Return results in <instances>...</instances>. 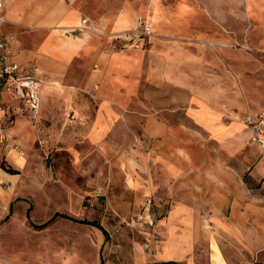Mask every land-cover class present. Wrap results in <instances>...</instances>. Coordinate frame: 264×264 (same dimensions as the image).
<instances>
[{
    "label": "rangeland",
    "instance_id": "rangeland-1",
    "mask_svg": "<svg viewBox=\"0 0 264 264\" xmlns=\"http://www.w3.org/2000/svg\"><path fill=\"white\" fill-rule=\"evenodd\" d=\"M118 1L106 3L113 7ZM119 2L130 4L137 20L148 19L153 31L142 36L138 24L114 34L113 47L153 50L158 66L165 57L163 67H172L162 102L168 108L153 113L152 120L183 124L184 143L177 145L175 134L166 144L148 139L149 113L139 111L126 116L136 123L129 143L123 127L114 130L110 143H97L89 138L93 97L76 98L82 112H55L45 105L33 117L17 98L1 100L0 94L7 112L0 124L8 132L0 142V165L14 172L0 167V264H216L217 252L226 264H264V201L235 217L226 210L227 228L204 224L193 237L170 222V204L154 202L164 193L142 190L151 180L146 171L151 153L237 151L259 163L260 149L242 119L264 110V0H154L157 11H149L152 0ZM92 11L97 15L95 7ZM172 77H178V86ZM156 93L159 99L161 89ZM178 104H184L182 114L172 110ZM193 109L216 112L210 116L217 120L214 134L193 121ZM257 173L256 182L249 170L245 178L264 194V164ZM56 212L69 218L34 226Z\"/></svg>",
    "mask_w": 264,
    "mask_h": 264
},
{
    "label": "crops",
    "instance_id": "crops-1",
    "mask_svg": "<svg viewBox=\"0 0 264 264\" xmlns=\"http://www.w3.org/2000/svg\"><path fill=\"white\" fill-rule=\"evenodd\" d=\"M106 1L111 0H5L2 12L6 21L0 26V36H15L10 57L23 65L26 72L34 67L41 70L39 115L45 105L55 112H82L76 98L89 96L94 98L96 108L89 134L92 141L110 143V138L116 136L114 130L123 127L128 129L125 142L129 143V137L135 138L136 123H131L126 116L139 111L149 113L144 122V135L148 139L160 138L156 141L166 144L172 142L168 138L175 134L174 142L183 144V124L168 122L165 125L152 120L153 113L168 108L162 102L168 85L165 81L170 79L168 74L172 73V67H163V55L159 57L161 65L158 66L153 50L145 51L138 46L114 48V34L133 30L139 19L131 11L130 4L121 7L119 0L114 2L116 6L110 7ZM152 2L149 11H157L154 0ZM93 7L97 9V15L93 13ZM84 18L86 22H83ZM164 42L159 41V44ZM172 80L171 84L178 86V77H172ZM156 89H161L159 99ZM0 94L4 95L1 100L15 98L3 91L1 85ZM183 108L184 104H178L172 110H180L182 114ZM25 109L30 113L26 105ZM6 114L2 109L0 119ZM215 115L213 110L204 112L201 109H193L191 114L193 121L208 134H214L218 129L213 126L217 120L210 121L214 118L210 116ZM244 127L250 139V131ZM0 130L4 131L7 139V128L0 124ZM260 155L261 159L256 163L250 155L237 151L151 153L146 157L151 161V168H146L151 180L145 181L142 190L145 193H164L161 194L162 199L154 197V202L170 204V222L180 226L186 236L193 233L194 237L196 229L204 224L221 229L226 226V210L230 209V216L235 217L242 208L264 201V194L254 188V184L250 187L245 178L249 170L250 181L258 179L257 172L264 164L262 153ZM153 163L159 168L154 169ZM158 170L162 176L159 185L154 182ZM134 189H139L137 184H134ZM149 203L151 205V200ZM232 230L239 232L237 224L232 226ZM215 263L226 264L220 252L215 254Z\"/></svg>",
    "mask_w": 264,
    "mask_h": 264
},
{
    "label": "built area",
    "instance_id": "built-area-1",
    "mask_svg": "<svg viewBox=\"0 0 264 264\" xmlns=\"http://www.w3.org/2000/svg\"><path fill=\"white\" fill-rule=\"evenodd\" d=\"M5 0H0V26L6 21L2 12ZM86 22V19H83ZM142 36L152 34V24L146 19H139ZM15 36L7 34L0 36V85L6 93L21 100L30 111V115L36 117L40 113V68L34 67L26 72L23 65L11 59V43ZM0 111L2 107L0 106ZM243 124L250 131V139L256 144L264 158V110L257 113H247L243 116ZM5 138L4 131L0 130V142ZM22 153V152H21Z\"/></svg>",
    "mask_w": 264,
    "mask_h": 264
},
{
    "label": "trees",
    "instance_id": "trees-1",
    "mask_svg": "<svg viewBox=\"0 0 264 264\" xmlns=\"http://www.w3.org/2000/svg\"><path fill=\"white\" fill-rule=\"evenodd\" d=\"M1 167L6 170L7 172L10 173H14L13 171H11V169H7L3 163H1ZM62 216V217H67L69 218L67 215L61 214L59 212H56L51 218H49L47 221H45L42 224H35L34 226H36L37 228H44L45 226L51 224L57 217ZM153 264H179L177 261H164V262H156ZM253 264H261V263H253Z\"/></svg>",
    "mask_w": 264,
    "mask_h": 264
},
{
    "label": "water",
    "instance_id": "water-1",
    "mask_svg": "<svg viewBox=\"0 0 264 264\" xmlns=\"http://www.w3.org/2000/svg\"><path fill=\"white\" fill-rule=\"evenodd\" d=\"M83 222H85V223H86L87 221H83ZM87 223H89V222H87ZM93 224L95 225V223H93Z\"/></svg>",
    "mask_w": 264,
    "mask_h": 264
}]
</instances>
